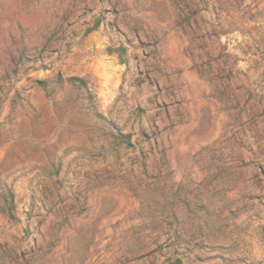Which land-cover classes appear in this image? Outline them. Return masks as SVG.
I'll return each instance as SVG.
<instances>
[{"label": "rangeland", "instance_id": "374dc122", "mask_svg": "<svg viewBox=\"0 0 264 264\" xmlns=\"http://www.w3.org/2000/svg\"><path fill=\"white\" fill-rule=\"evenodd\" d=\"M73 10L77 4L70 2L68 11ZM158 15L170 17V26L179 25L177 18L190 17L191 25L210 27L206 38L213 50L212 81L227 95L228 109L237 114L233 141L222 158L201 164L203 179H194L186 161L174 181L165 150L153 151L160 135L156 125L160 106L155 97L130 98L123 92L124 84L114 81L109 61L118 58L136 66L137 53L130 49L140 46L112 31L114 21L108 15L101 20L74 13L30 19L20 34L0 33V119L8 110L0 123L11 121L12 108L24 101L27 91L46 90L52 77L53 83L77 85L74 89L92 107L94 118L89 121L95 124V149L101 157L118 160L128 155V149L143 170L145 160L149 162L148 186L142 189L133 175L132 190H117L115 201L132 205L126 211L129 220L95 230L98 243H72V250L92 247L79 253L89 258H74L72 264H220L221 258L225 264H264V0H166ZM99 23L106 28L87 36ZM143 37V65L133 68L141 76L127 83L126 90L151 86L157 91L161 37ZM193 37L195 43L205 38ZM168 89L166 95L172 96ZM114 91L116 97L109 99L108 93ZM161 107L166 112V105ZM115 141L126 148L113 150ZM142 142L145 147L139 145ZM133 172L125 175L116 166L111 177L118 186L126 185ZM202 183L205 190H196ZM16 197L11 181L0 179L1 217L12 222L18 219ZM112 203L111 199L107 204ZM60 215L65 225L66 216ZM8 229L0 230V264H35L32 248L28 251L20 244L31 232ZM6 233L10 239L2 237ZM55 246V239L47 243V249ZM210 252L215 255H207Z\"/></svg>", "mask_w": 264, "mask_h": 264}, {"label": "crops", "instance_id": "0c3cea01", "mask_svg": "<svg viewBox=\"0 0 264 264\" xmlns=\"http://www.w3.org/2000/svg\"><path fill=\"white\" fill-rule=\"evenodd\" d=\"M70 2L77 4L76 11H68ZM165 3L166 0H0V33L20 34L27 27L25 20L30 19L61 18L74 13L82 19L92 16L101 20L108 15L114 21L112 31L128 36L132 44L140 46L135 51L133 47L130 49V53H137L136 66L114 58L109 61L110 74L115 82L124 84L123 92L130 98H156L160 106L156 108L160 135L153 151L165 150L174 181L181 177L186 161L190 174L199 181L204 177L201 164L222 158L228 143L233 141L237 114L228 109L227 95L212 81L213 50L206 38L211 33L210 27L191 25L190 17L177 18L179 25L170 26V17L158 15ZM105 28L99 23L97 31L92 30L87 36L100 34ZM144 35L161 37L156 53L162 67L157 78L160 86L157 91L151 86L133 85L126 90L127 83L141 76L133 68L143 65L140 58L145 54L141 47L146 41ZM196 35L205 38L195 43ZM50 80L46 90L27 91L24 101L12 108L11 121L0 123V179L11 181L18 201V219L12 222L0 213V230L31 232L20 244L28 251L32 248L35 264H72L74 258L90 257L79 253L92 251V247L83 246L72 250V243H98L100 238L95 230L111 224L122 226L129 220L126 211L132 205L116 202L117 190H132L134 181L142 189L148 186L149 162L145 160L143 170L139 162L132 161L134 152L128 149V155L118 160H113V156L101 157L95 149L98 147L93 135L95 124L89 121L94 118L92 107L75 90L77 85L53 83L52 77ZM167 87L172 96L166 95ZM107 96L116 97V91ZM162 105H166V112ZM7 112L6 109L2 113L0 121ZM145 114L148 117L150 111ZM145 126L148 129L143 123L142 128ZM116 144L117 141L112 146L115 151L126 148ZM139 145L145 147L146 143ZM116 166L125 175L134 171L126 185L118 186L112 179ZM196 190H205L203 183ZM111 199L113 203L109 206ZM60 212L66 216L65 225ZM2 237L10 239L7 233ZM52 239L56 246L50 250L47 243ZM207 255L213 257L215 252ZM222 259L220 264H225Z\"/></svg>", "mask_w": 264, "mask_h": 264}]
</instances>
